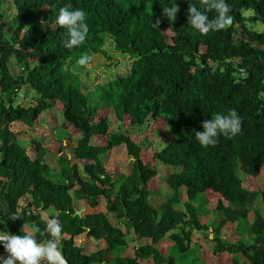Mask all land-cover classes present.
Instances as JSON below:
<instances>
[{"label":"trees","instance_id":"16d2710c","mask_svg":"<svg viewBox=\"0 0 264 264\" xmlns=\"http://www.w3.org/2000/svg\"><path fill=\"white\" fill-rule=\"evenodd\" d=\"M8 2L15 9L12 18L2 10ZM172 3L179 11L170 23L163 8ZM227 3L233 24L203 35L188 23L189 4L204 10L201 0H0V182H9L3 194L9 212L0 214V232L23 235V228L27 231L26 225H32L38 241L50 239L46 219L37 211L54 207L57 213L49 219H58L62 226L61 250L68 264H107L117 248L127 246L129 233L142 244L133 246V256L118 257L115 264H150L149 260L176 264L158 244L170 237L173 249L181 253L188 248L189 231H210L193 202L198 194L214 191L231 202L225 205L220 199L217 205L223 216L214 229L217 240L216 232L228 222L248 220L261 195L263 211L257 209L249 225L254 242L223 243L221 248L242 254V259L233 258L230 264H264V192L246 187L237 171L241 155L251 170L264 166V98H258L264 93L260 72L264 67L252 66L254 60L264 59V49L239 32L248 28L247 20L264 23V0ZM66 5L70 10H84L89 25L85 41L72 49L63 46L67 30L56 23L60 8ZM249 9L255 15L245 16ZM208 15L212 18L217 13ZM157 19L160 27H153ZM85 53L92 57L89 64L97 66L126 55L129 62L109 67L94 96L89 71L95 67L88 70L89 64L77 63ZM28 89L38 94L32 105L18 102L20 92ZM54 103L61 104L65 121L80 132L72 146L75 161L61 150L59 162H66L67 168L58 182L45 175L48 149L44 143L33 140L32 157L11 128L17 122L35 124ZM100 108L115 114L116 121L128 117L125 132L110 131L107 120L97 122ZM232 109L242 118L241 132L231 139L221 135L216 146L202 147L195 132L203 131V121ZM161 120L168 122L175 138L155 157L180 170L166 177L173 191L156 207L148 185L158 171L141 156L150 143L139 144L129 130ZM95 134L108 135L107 143H93ZM117 141L125 144L132 159V169L119 186L102 160ZM229 142L231 146L225 147ZM101 197L107 200L106 210L78 214L74 198L95 208ZM13 213L18 217L10 219ZM82 233L106 246L86 253L74 239Z\"/></svg>","mask_w":264,"mask_h":264},{"label":"rangeland","instance_id":"374dc122","mask_svg":"<svg viewBox=\"0 0 264 264\" xmlns=\"http://www.w3.org/2000/svg\"><path fill=\"white\" fill-rule=\"evenodd\" d=\"M6 16L12 18L15 14V9L11 2L5 4L2 8ZM254 14L252 9L245 10L244 15L251 17ZM251 21V20H250ZM249 23V22H247ZM250 29L252 25H247ZM257 26L263 27V23H259ZM168 32V31H167ZM13 62V60H12ZM118 63H128V56L115 57L112 59L103 60L99 66L96 64H89V68L94 66L95 71H89L91 73L90 78L93 79V85L91 93L96 96L99 93L100 84L109 74V67L114 68V64ZM13 70L15 73L18 72L17 67L12 63ZM86 67V66H85ZM86 70V71H88ZM66 72L71 71L66 68ZM85 71V72H86ZM68 72V73H69ZM80 79L82 76L79 73ZM24 89V88H23ZM89 93V92H88ZM20 97L18 102H23L25 105H32L38 94L33 89H28V91L23 90L20 92ZM92 98V96H90ZM108 121L110 125V131H124L128 128L129 118H125L124 121H116L115 114H109L105 110L99 109V115L96 121ZM11 128L18 133L20 143L28 149L29 154L34 157L35 149L33 146V140L43 142L48 149V168L45 175L55 181H63L62 170L67 168L66 162H59V155L62 154L61 150L69 155V158L75 157L72 146H75L80 138V132H78L73 125L66 122L63 115V108L60 103H54L48 109H45L39 119L33 125H28L25 123L17 122L12 123ZM129 134L132 138L139 144L150 143V146L144 149L141 153L142 159L145 164L155 168L158 173L150 180V198L156 207H159L169 194L172 193V188L165 181L168 174L172 172H178L180 167L173 166L170 164H164L162 161L155 157V152L166 146L175 138L173 130L170 128L166 120L156 121L147 123L140 126V128H131ZM93 143L97 145L106 144L108 141V135L95 134L92 137ZM231 143H226L225 147H230ZM70 154H72L70 156ZM102 160L104 161L105 167L108 172L113 175L116 181V185L119 186L120 183L125 179V177L130 173L132 169V159L130 158L126 146L123 142L117 141L113 148L109 149L105 154L102 155ZM238 175L243 179L244 185L251 190H259L264 192V166L260 170H251L248 166V160L245 156L241 155L240 162L238 163ZM9 182H0V214L3 211L9 212L4 191L8 187ZM74 196V190L71 191ZM182 199L183 202L187 200L186 189H182ZM30 198V197H27ZM223 199L225 205L231 204L229 200H226L221 196L220 193L214 191H207L200 193L193 200L194 204L199 209V217L203 223L209 224L210 231L198 230L189 231L190 241H188V248L184 252H178L173 249L174 241L170 237H166L162 242L158 244V247L163 250V252L168 255H172L175 259L176 264H230L233 258L242 259V254L240 252H234L232 248L223 249L221 244L227 243L230 245H239L241 242L251 244L254 242V237L249 233V225L255 218V213L258 210L263 211V202L261 195L257 197L254 204V209L250 211L247 221H236L228 222L216 232V236H219V240L214 238L215 228L218 226L220 220L223 218L222 214H218L217 205ZM25 202L24 200L21 203ZM74 202L77 211H81L82 214L91 213L95 211L106 210L107 200L105 197L100 198V203L97 207L92 208L86 204L83 200H78L74 198ZM179 208H183L182 204ZM42 217L49 219L50 214L57 213L54 207H50L48 210L40 211ZM110 218L114 220V214L110 215ZM27 231L33 232L32 225H26ZM128 244L124 248H117L111 257V260L107 264H115V260L121 256H133L135 245H141L142 240L134 235V233H129ZM75 242L82 246L86 253H91L99 250L106 246L104 241L96 240L95 238L89 237L86 233H82L75 238ZM152 264L153 261L149 260Z\"/></svg>","mask_w":264,"mask_h":264},{"label":"clouds","instance_id":"9594fccd","mask_svg":"<svg viewBox=\"0 0 264 264\" xmlns=\"http://www.w3.org/2000/svg\"><path fill=\"white\" fill-rule=\"evenodd\" d=\"M204 10L196 5L189 4L188 23L201 34L207 35L210 31H219L230 27L233 24V17L230 15L231 7L227 0H201ZM71 6L66 5L60 8L56 23L67 30L68 39L63 46L72 49L81 45L89 32V25L86 22V12L82 9L70 10ZM179 7L172 3L169 7L163 8V15L169 22H174ZM215 11L216 16L210 18L208 12ZM159 19L153 27H160ZM92 57L87 53L81 55L77 63L80 66H87ZM258 98H264L260 93ZM203 131H196L195 138L204 148L216 146L218 138L223 135L231 139L242 130V118L235 109L225 113H214L211 119L202 123ZM13 213L10 219L17 218ZM46 232L50 239L37 240L32 231H24L23 235L0 232V244H3L8 255L0 257V264H68L61 250L62 226L58 219H46ZM38 231V229H37Z\"/></svg>","mask_w":264,"mask_h":264},{"label":"flooded vegetation","instance_id":"af4514ba","mask_svg":"<svg viewBox=\"0 0 264 264\" xmlns=\"http://www.w3.org/2000/svg\"><path fill=\"white\" fill-rule=\"evenodd\" d=\"M255 15V11H253ZM252 15V16H253ZM246 22H249L248 24L249 25H252V27L249 29V28H245L243 29L244 30V33L242 34V31H239L240 32V35L241 36H247L249 37V40L253 43V45H255L256 47H260L262 49H264V44H262V40L264 39V23H263V27H259L257 26L259 23H262L258 20H247ZM239 27H242L241 23L238 24ZM250 32L251 33V36L248 35L247 32ZM262 39V40H261ZM253 68H259V66H263L264 67V59L262 58H258L256 60H254L253 62ZM262 75H264V72L263 71H260ZM247 75V74H246Z\"/></svg>","mask_w":264,"mask_h":264},{"label":"built area","instance_id":"2783aa9c","mask_svg":"<svg viewBox=\"0 0 264 264\" xmlns=\"http://www.w3.org/2000/svg\"><path fill=\"white\" fill-rule=\"evenodd\" d=\"M8 253L6 252L3 244H0V257H6Z\"/></svg>","mask_w":264,"mask_h":264},{"label":"water","instance_id":"95a60500","mask_svg":"<svg viewBox=\"0 0 264 264\" xmlns=\"http://www.w3.org/2000/svg\"><path fill=\"white\" fill-rule=\"evenodd\" d=\"M243 29H244V27L241 28V30H243ZM246 39L249 40V37H246ZM77 212H78V214H80V215L82 214L80 210L77 211ZM187 244H188V242H186V245H187Z\"/></svg>","mask_w":264,"mask_h":264}]
</instances>
